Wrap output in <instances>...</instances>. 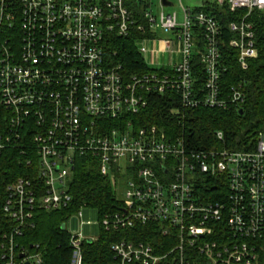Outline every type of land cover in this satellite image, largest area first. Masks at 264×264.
<instances>
[{
  "label": "built area",
  "instance_id": "2783aa9c",
  "mask_svg": "<svg viewBox=\"0 0 264 264\" xmlns=\"http://www.w3.org/2000/svg\"><path fill=\"white\" fill-rule=\"evenodd\" d=\"M179 1L181 21L165 10L171 0H161L159 15L153 0H0V156L23 158V175L0 177V264H43L40 246L30 252L18 238L36 226L37 209L73 202L70 177L85 156L113 180L121 202L102 227L158 224L174 243L162 253L122 238L111 246L112 264H264V130L250 149L195 148L184 134L142 124L157 93L178 100L180 125L188 109L242 108L245 82L222 84L224 26L213 9L236 15L230 45L248 69L260 53L264 0ZM117 37H134L148 71L128 73L109 59ZM215 136L226 143L223 130ZM88 206L73 214L81 219ZM67 222L70 264H86L84 242L97 238Z\"/></svg>",
  "mask_w": 264,
  "mask_h": 264
},
{
  "label": "trees",
  "instance_id": "16d2710c",
  "mask_svg": "<svg viewBox=\"0 0 264 264\" xmlns=\"http://www.w3.org/2000/svg\"><path fill=\"white\" fill-rule=\"evenodd\" d=\"M214 13L224 26L220 47L222 64L226 67L222 74L223 87L230 88L239 81L245 82L246 101L238 110L198 108L185 110L182 124L179 115L172 109L181 108L178 100L170 92L152 95L151 102L144 112L142 124L157 125L166 130L184 134L195 148L230 147L250 149L255 146L258 134L264 130V23L261 19L257 26L259 56L250 61L248 69H242L238 62V51L230 45L234 34L228 24L236 15L227 9L215 7ZM109 59L115 64H123L128 73L137 70L148 71L143 55L139 52L134 37L113 38L109 41ZM241 110L244 113L241 114ZM223 130L226 143L216 140L215 132ZM17 151H7L0 156V177L4 173L13 176L23 175ZM23 159V158H22ZM70 193L74 200L68 206L56 210L37 209L36 226L28 229L18 238V242L34 252L39 245L43 264H70L72 248L71 235L63 224L80 207L87 203L99 210L100 220L106 213L121 208L113 180L103 175L98 161L92 156L77 160L70 177ZM0 215H2L0 213ZM122 238L142 240L151 243L160 252L168 251L174 243L162 235L160 225H137L133 229L110 232L101 225L97 239L84 242L86 264H112L114 256L112 244ZM1 239V232H0ZM164 264H176L169 258Z\"/></svg>",
  "mask_w": 264,
  "mask_h": 264
},
{
  "label": "rangeland",
  "instance_id": "374dc122",
  "mask_svg": "<svg viewBox=\"0 0 264 264\" xmlns=\"http://www.w3.org/2000/svg\"><path fill=\"white\" fill-rule=\"evenodd\" d=\"M174 2L173 6L166 7V12H177L179 15V20H183V11L179 0H171ZM201 0H183L185 5L196 6L197 3ZM152 10L156 15H159L162 11L161 0H153ZM158 38L165 39L166 41L171 40V35L164 33L161 30L157 31ZM164 58H170L169 54H165ZM154 67V65H151ZM119 196L122 198L123 188L119 190ZM68 228L74 232L79 233L86 238H98L101 233V224H100V213L99 210L95 207H84L82 208V218L74 214L69 217L67 220Z\"/></svg>",
  "mask_w": 264,
  "mask_h": 264
},
{
  "label": "water",
  "instance_id": "95a60500",
  "mask_svg": "<svg viewBox=\"0 0 264 264\" xmlns=\"http://www.w3.org/2000/svg\"><path fill=\"white\" fill-rule=\"evenodd\" d=\"M164 1H166V0H164ZM240 112H241V114H243V113H244V110H241ZM63 229H65V224H63ZM90 240H91V239H90ZM21 257H24V254H22ZM26 264H30V263L27 262Z\"/></svg>",
  "mask_w": 264,
  "mask_h": 264
},
{
  "label": "crops",
  "instance_id": "0c3cea01",
  "mask_svg": "<svg viewBox=\"0 0 264 264\" xmlns=\"http://www.w3.org/2000/svg\"><path fill=\"white\" fill-rule=\"evenodd\" d=\"M165 59V61H168V58H164Z\"/></svg>",
  "mask_w": 264,
  "mask_h": 264
}]
</instances>
